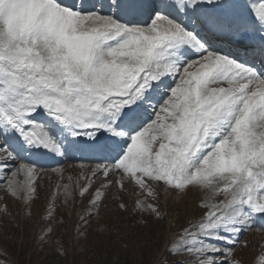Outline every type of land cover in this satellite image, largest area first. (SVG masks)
Listing matches in <instances>:
<instances>
[{
    "label": "snow or ice",
    "instance_id": "obj_1",
    "mask_svg": "<svg viewBox=\"0 0 264 264\" xmlns=\"http://www.w3.org/2000/svg\"><path fill=\"white\" fill-rule=\"evenodd\" d=\"M0 140L3 182L29 206L36 166L9 141L111 161L64 186L65 205L91 196L85 228L112 186L157 221L161 191L200 192L162 264H239L243 234L264 230V0H0Z\"/></svg>",
    "mask_w": 264,
    "mask_h": 264
},
{
    "label": "rangeland",
    "instance_id": "obj_2",
    "mask_svg": "<svg viewBox=\"0 0 264 264\" xmlns=\"http://www.w3.org/2000/svg\"><path fill=\"white\" fill-rule=\"evenodd\" d=\"M14 141H9L13 148ZM27 156L21 154L19 162H28ZM40 166L48 165L40 163ZM75 167L66 163L60 170L36 166L33 180L38 198L30 206L23 199L13 198L8 186L1 183L0 264H162L166 240L202 211L198 207L202 194L198 191L184 194L172 191L166 200V194L161 191L162 210L168 215L166 220L157 221L146 213L134 212L137 189L129 184L127 193H122L112 186L107 189L99 214L90 218L89 226L82 227L77 214L88 207L91 196L81 201L77 193L75 201L69 200L65 205L64 186L70 182L75 189L78 179L82 183L93 168L81 171ZM23 177V174L19 176L21 183ZM103 182V177L96 180L94 190ZM53 202L56 217L49 220L47 212L53 208ZM121 204L127 210L121 209ZM50 227L54 228L52 232L48 231ZM233 258L239 264H264V230L245 232Z\"/></svg>",
    "mask_w": 264,
    "mask_h": 264
},
{
    "label": "bare ground",
    "instance_id": "obj_3",
    "mask_svg": "<svg viewBox=\"0 0 264 264\" xmlns=\"http://www.w3.org/2000/svg\"><path fill=\"white\" fill-rule=\"evenodd\" d=\"M89 1L90 0H88V2ZM96 1L97 0H93V3H95ZM240 2L242 4H244L245 7H246L250 3H253V2L258 3V2H260V0H240ZM90 3H92V1H90ZM14 145H15L17 151H18L17 159L23 153H27L28 154V156H27V157H29L28 162L22 161L21 163L35 164L40 169L45 168V170L47 168H53V169L57 168V170H60L59 168H61L62 165L64 163H66V165L67 164L68 165L75 164V166H77L81 171H84L88 167H92L93 169H95L98 164L99 165H104V164H110L111 163L110 160L103 158V156H101L99 154H88V153L73 152V153H68L65 156H59V155H55V154H52V153L21 151L20 148H19V145L16 143V141H14ZM40 163H43V164L48 165V166L41 167ZM77 167H75V168H77ZM17 179L19 180V177ZM26 179H27V177L24 176L23 180L25 181ZM19 181H21V180H19ZM2 182H3V174L0 173V185H1ZM68 185L71 186L72 184L69 182ZM168 195H169V193L165 195V200L168 198Z\"/></svg>",
    "mask_w": 264,
    "mask_h": 264
}]
</instances>
